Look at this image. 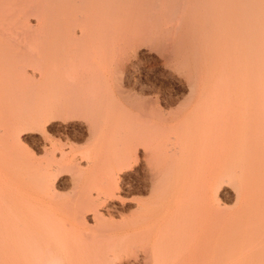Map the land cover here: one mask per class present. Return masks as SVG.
<instances>
[{
  "label": "rangeland",
  "instance_id": "374dc122",
  "mask_svg": "<svg viewBox=\"0 0 264 264\" xmlns=\"http://www.w3.org/2000/svg\"><path fill=\"white\" fill-rule=\"evenodd\" d=\"M178 1L0 0V264L16 203L51 206L64 218L71 264H156L157 252H181L190 223L171 227L164 210H152L149 223L160 236L139 233L150 170L177 160L158 179L171 196L201 183L195 148L158 159V141L135 140L134 127L157 111L163 126L193 128L169 136L168 150L175 137L227 138L245 126L243 116L258 130L255 161L239 167L221 153L205 161L233 174L199 199L212 214L201 252L217 264H264V0ZM104 188L114 196L84 206ZM178 228L182 241L172 243L167 232Z\"/></svg>",
  "mask_w": 264,
  "mask_h": 264
},
{
  "label": "bare ground",
  "instance_id": "6f19581e",
  "mask_svg": "<svg viewBox=\"0 0 264 264\" xmlns=\"http://www.w3.org/2000/svg\"><path fill=\"white\" fill-rule=\"evenodd\" d=\"M182 4H183V0L178 1L177 7L179 8V6H181ZM179 28L181 27L179 26L178 28H176L178 32H179L178 30ZM168 46L169 45H167V47ZM187 88L189 94H191L194 91V87L192 84H187ZM118 90H120V88ZM130 105L133 106V104ZM138 106L136 105L133 106L136 109V111L139 110L137 109ZM150 118L148 122L147 121L144 122L139 126V128L136 126L134 127V129L136 130L135 137H137L135 138V140L145 145H146V141L151 137H153L156 141H158L159 142L158 149L154 152L153 155L155 157H158V159L164 157V155L168 156L169 154L172 155L180 154L182 157H184V155L186 154L187 156L188 155L190 156V154H192V149L195 148L197 150V155H198L197 157L198 162L197 161L196 162L198 166L197 169L199 170V175L201 177L200 178L201 183H198L196 186H193L188 191V194L184 197L179 190H176L177 188L174 189L175 192H173V196H171V193L170 191H168L167 187L163 189L158 179L160 176L159 174L168 172L167 170L170 169V167H173L174 165L177 164V160L171 159L169 162H167L168 164H166L167 165L166 170L159 169L158 171H156L158 175L152 174V171L150 170L148 173L150 178L146 183V187H147L146 190L150 194L151 198L149 201H146V203H141L137 207L139 211V215H138L139 220L148 221V224L147 226L145 225L146 227L142 228L139 231V233L144 235L153 232L154 230L149 225V223L151 224L153 220L152 210L154 209L157 210L160 209V211L164 210L168 215L170 224H172L171 227H174L175 225H182V224L185 225L186 222L187 224L190 223V229L188 230V234L186 237L187 243L185 242V244L184 241L181 240L182 239L181 236H178V234H180V228H178L179 232L175 236L174 234L176 232L173 231V229L169 230L167 233H169L171 236L173 235V239H174L172 240V243L173 242L180 243V241H182L183 249L181 250V252H178L173 256L168 254L164 258L158 257L160 252H157L155 254L157 257H154V259H156L155 263L156 264H217L215 259L216 257L213 256L212 252L206 254L201 252L202 250L201 246L203 243H205L207 236L210 233L207 232V228L211 223L210 216L212 214L209 207V203L204 202V200L201 201L199 199L201 197H204L205 192H207V189L211 186L213 181L215 180H217L218 182L226 181L227 183L229 179H231L232 177L233 167L229 168V170L225 168L222 170H215V169H211L205 163V161L208 158H210L212 154L215 153L223 154V156L220 157L222 159L227 158L229 160L231 158L233 162L235 163L237 162L239 167H241V165L244 163L247 164L255 161V159H257V157L259 156V146H260L259 132L258 130L250 131L249 129H246L248 128L247 127L248 122L246 121V119H244L243 116L242 121L245 123V126L239 128L238 130H234L232 135L227 138H218V137L212 138L211 135L208 134L206 135L205 138H202V136L201 137L198 136V138H195L194 141L187 142L184 140V138L183 140H181L175 137L177 143L176 146L174 147V149L168 150L164 142L165 140L168 139L169 136L177 135L182 131L183 132L185 131L186 134L190 132L192 133L191 129L193 128L189 126L187 127H179V126L170 127L166 125L163 126L159 123V121L164 120L165 115L164 113L158 111L153 115H151ZM207 120L209 122L210 119ZM209 124L212 125V121H210ZM185 152L188 153L184 154ZM150 157H151L150 154L145 152V158L150 160L151 159ZM191 167L192 166H190V168ZM185 169L187 170L189 169V167ZM240 171L243 172V170L239 168V174H242ZM241 176H243V174ZM174 183L177 186L179 184V180L175 181ZM235 189H236V194H235L236 202H242L243 193L240 192L241 190L239 188V184H237V188L235 187ZM157 190H159L158 197L155 199L154 196L156 195ZM111 195H113L112 190L106 188L102 190H98L96 195L91 200L87 201V203H84V206L94 208L98 200L110 197ZM162 195H165L167 197H164V199L162 200L161 199ZM19 204L16 203L17 205L16 208L19 211V216L17 217L16 223L13 224L12 227H9L10 225H8V227L5 228V237H8V240L10 239L8 244L5 245L6 264H71L72 262L70 258H72L73 249L71 248L72 246L69 244L68 239L63 238L62 236V232L63 231L66 232L65 226L62 223L64 221V218H61V216H57L55 213L56 210L52 215L51 209H53V207L51 206L48 207L46 205L47 209H45V211L43 212L44 209H40L38 208V206L36 207L32 205L31 208L29 204L28 205H24L21 203ZM27 206H29V208ZM78 208H80V206H78L77 209ZM93 210L96 211L95 209ZM186 212L188 213L187 216L185 215ZM23 218L29 219L30 223L27 224V222L23 220ZM72 220L74 222L73 225L74 228H78V225L80 224L79 221L80 218L77 216V214L74 213L72 215ZM73 226L70 225L69 228H72ZM155 231L156 234L160 236L159 230H155ZM159 242H161V240H159ZM179 243H177L176 245H178ZM251 258L252 257L250 256V259ZM96 260H98L97 257Z\"/></svg>",
  "mask_w": 264,
  "mask_h": 264
}]
</instances>
